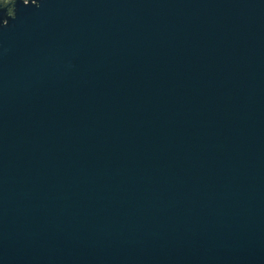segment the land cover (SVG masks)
<instances>
[{"label": "water", "instance_id": "water-1", "mask_svg": "<svg viewBox=\"0 0 264 264\" xmlns=\"http://www.w3.org/2000/svg\"><path fill=\"white\" fill-rule=\"evenodd\" d=\"M0 264H264V0H0Z\"/></svg>", "mask_w": 264, "mask_h": 264}]
</instances>
